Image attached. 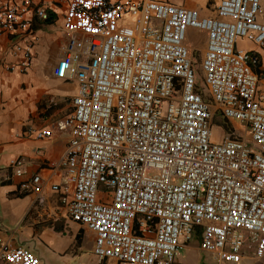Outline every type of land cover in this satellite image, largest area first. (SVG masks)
<instances>
[{"label": "built area", "instance_id": "obj_1", "mask_svg": "<svg viewBox=\"0 0 264 264\" xmlns=\"http://www.w3.org/2000/svg\"><path fill=\"white\" fill-rule=\"evenodd\" d=\"M50 2L65 6L71 34L51 67L79 84L73 113L56 123L71 137L65 186L53 190L71 219L94 233L99 261L181 264L195 237L219 264L264 259V66L260 51L238 46L245 38L264 52V0H220L210 16L168 0H6L0 35L30 33L35 19L50 18ZM190 30L207 37L209 101ZM32 51L16 44L22 60L10 70L26 72ZM216 112L244 135L236 129L214 142ZM23 165L11 164L19 177ZM41 183L35 176L23 189L39 193ZM0 264L43 263L0 239Z\"/></svg>", "mask_w": 264, "mask_h": 264}, {"label": "crops", "instance_id": "obj_2", "mask_svg": "<svg viewBox=\"0 0 264 264\" xmlns=\"http://www.w3.org/2000/svg\"><path fill=\"white\" fill-rule=\"evenodd\" d=\"M169 1L199 7L203 16L213 15L220 2L212 0L210 10L209 0ZM50 4L54 8L50 18L35 19L30 33L17 38L0 35V239L10 247L32 251L43 264H120L99 261L94 254V233L71 219L61 192L53 190L54 186H65L62 161L71 137L70 131L58 130L56 123L73 113L79 84L58 79L51 67L63 57L71 34L63 29L65 6ZM199 43L204 55L205 34ZM16 44L32 45L33 59L24 73L10 70L22 60V54L15 52ZM187 45L192 51L196 49L190 34ZM256 50L264 66V52ZM43 129H51L53 136L38 140L36 134ZM14 160L24 163L21 177L11 167ZM35 176L42 180L40 192L23 189ZM193 247L200 250L196 243ZM86 255L89 262L84 261Z\"/></svg>", "mask_w": 264, "mask_h": 264}, {"label": "rangeland", "instance_id": "obj_3", "mask_svg": "<svg viewBox=\"0 0 264 264\" xmlns=\"http://www.w3.org/2000/svg\"><path fill=\"white\" fill-rule=\"evenodd\" d=\"M187 1H195L200 3L202 0H187ZM212 4H213L212 0H209L207 6L210 10ZM196 9L200 10L199 7ZM203 36L204 33H202L201 31L190 30V41L193 43V45H196V49L193 51V53H194L195 61L197 62V66H196L197 82L202 88L205 89L206 86L204 82V74L201 67L203 48L199 43V41L202 39ZM238 46L245 49H249V48L258 49V47L253 42H250L245 38H241L238 40ZM206 95L209 98L208 92L206 93ZM236 129L239 131V133H243L244 135L245 132L244 127H242V125L238 123L232 124V131L231 133L227 134L224 128L220 124V117H216L212 123V140L214 142H222L227 135L231 136V134L235 132ZM248 141H250V139H248ZM194 243H196L199 247V237H195L192 240V242L189 243L188 246L181 249L180 256L178 257L181 264H219L215 256L202 252L201 250H198L197 248L193 247ZM84 261L89 262L87 255L84 257ZM240 264H264V259L262 260L255 259L252 256V254H248L247 256H245L244 260Z\"/></svg>", "mask_w": 264, "mask_h": 264}, {"label": "trees", "instance_id": "obj_4", "mask_svg": "<svg viewBox=\"0 0 264 264\" xmlns=\"http://www.w3.org/2000/svg\"><path fill=\"white\" fill-rule=\"evenodd\" d=\"M168 1H169V0H168ZM170 2H171V1H170ZM260 66H261V63H260ZM257 71L260 72L259 69H257ZM198 86H200V85L198 84ZM200 87H201V86H200ZM201 88H202V87H201ZM202 89H203V88H202ZM202 93L204 94L205 99H206L207 101H209L210 98H208L207 95H205L204 89H203V92H202ZM216 117H220V124H221V126L224 128L225 132H226L227 134L231 133V131H232V124H231V122H229V121H227L226 119H224V118L221 116V114H220L219 112H216V113H215L214 118H213V121H214V119H215ZM213 121H212V123H213ZM24 194H25V193H23V195H24Z\"/></svg>", "mask_w": 264, "mask_h": 264}]
</instances>
